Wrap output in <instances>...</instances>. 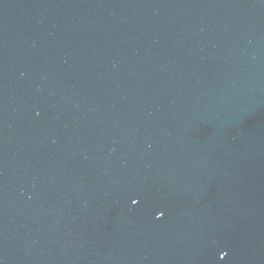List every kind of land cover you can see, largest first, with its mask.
I'll return each mask as SVG.
<instances>
[{"label": "water", "instance_id": "1", "mask_svg": "<svg viewBox=\"0 0 264 264\" xmlns=\"http://www.w3.org/2000/svg\"><path fill=\"white\" fill-rule=\"evenodd\" d=\"M0 264H264V0H0Z\"/></svg>", "mask_w": 264, "mask_h": 264}, {"label": "snow or ice", "instance_id": "2", "mask_svg": "<svg viewBox=\"0 0 264 264\" xmlns=\"http://www.w3.org/2000/svg\"><path fill=\"white\" fill-rule=\"evenodd\" d=\"M135 202V201H134Z\"/></svg>", "mask_w": 264, "mask_h": 264}]
</instances>
